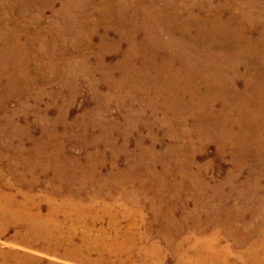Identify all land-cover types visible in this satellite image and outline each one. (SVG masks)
Returning a JSON list of instances; mask_svg holds the SVG:
<instances>
[{
  "label": "rangeland",
  "instance_id": "374dc122",
  "mask_svg": "<svg viewBox=\"0 0 264 264\" xmlns=\"http://www.w3.org/2000/svg\"><path fill=\"white\" fill-rule=\"evenodd\" d=\"M37 1L0 0V182L11 185V173L23 170L18 160L39 163L32 167L40 182L31 194L42 212L53 202L90 205L85 222L71 214L77 244L88 231L93 242L113 235L114 217L119 240L129 233L147 246L156 243L168 264L178 254L168 251L164 235L181 246L177 253L213 231L220 253L228 244L249 261L242 252L264 231V114L237 118L235 104L242 89L253 96L264 83V0H174L165 7L152 0H107L98 25L95 0H82L83 6L81 0H56L44 12ZM101 39L118 47L100 55ZM130 41L141 49L151 45L144 56L125 58ZM166 43L175 50L161 45ZM121 57L128 78L122 83V72L108 68L111 83H105L98 62L112 66ZM176 67L181 79L171 78L172 85L198 88L205 117L194 114L191 91L179 90L182 106L154 92L153 83ZM256 102L247 105L252 109ZM223 126L233 133H223ZM212 127L217 134L240 133L250 149L220 142ZM52 149L59 152L55 174L61 183L47 157ZM54 183L63 190L58 195L51 194ZM1 189L17 199L25 192L16 185ZM191 217L210 224L199 232L171 223ZM228 229L236 237L246 234L248 243L234 247ZM15 230L0 234V249L24 254L22 264H137L135 246L117 255L61 240L54 253L10 242ZM240 259L234 262L245 264Z\"/></svg>",
  "mask_w": 264,
  "mask_h": 264
},
{
  "label": "bare ground",
  "instance_id": "6f19581e",
  "mask_svg": "<svg viewBox=\"0 0 264 264\" xmlns=\"http://www.w3.org/2000/svg\"><path fill=\"white\" fill-rule=\"evenodd\" d=\"M55 1L56 0H39V2L37 1L39 5L43 4V7H39L38 10L41 12H44L45 9L53 7ZM106 1L107 0H95L94 1L95 4L99 8L96 25L100 24L103 21V16L105 13H104V10H102L101 8H102V6H104V7L109 6ZM140 3H141L140 0H135L136 5H139ZM80 4L82 6L85 5V3L82 0H81ZM88 4H90V3H88ZM151 4L154 6L163 4L164 6H162V7H165L168 5H174V0H164V3H161L159 0H152ZM194 4H200V2L194 1L192 5H194ZM118 6L121 8H124L125 4H123V3L120 4L118 2ZM40 19L41 18H39V20ZM94 31H95V25H93L87 31V33L91 34ZM145 44H148V40H147V43H145ZM157 45H160V44H157ZM161 45L166 47L169 50H175V46L170 44V43L161 44ZM149 46H148V48H149ZM176 46H178V44H176ZM107 47L110 48L111 50H114L118 47V42H111L108 45H106L104 40L101 39L100 43L98 44L97 53H99L100 55L104 54L105 51L107 50ZM148 48H142V49L138 48L137 44H135L133 41H130V45L128 44L127 48H125L123 50L122 56L123 57L125 56V58H129L130 55L140 56L142 54L144 56L145 51H148L147 50ZM124 52H125V54H124ZM173 53H174L173 51H168L167 55H172ZM98 64L100 66V70H102L105 73V75H104V82L105 83H109V82L111 83V80L109 79L108 75H106L109 72V70H107L108 68L117 67V69L122 72V74H121L122 75V83H124V80L128 78L127 75H124L128 72L124 70L126 63H124V59L122 57L120 58V60L117 61L116 65H112V66L102 65L103 61H99ZM158 67L162 70V64L161 63H158ZM180 68L176 67L175 71L170 72V76H163V77L161 76L157 83L152 82L154 85V92L156 94L158 93V94L162 95L164 97V101L167 103H170V105L175 104V102L178 105H180V100H179L180 96L178 95L179 90H181V91L183 90L184 92H190L191 91L194 94V96L196 97L194 99V101H196V103H197L196 109L193 108L194 114L197 112L196 114L199 117L201 115L203 117H205L206 109L203 105L207 104V103L202 102L201 92H197L195 90L196 87L193 88V87H187L186 86V88H187L186 89V88L181 87V86L176 88L175 85H172L174 83L172 82L171 78L175 81L181 79L180 74L182 71ZM152 69H154L153 66H152ZM182 75H184V74H182ZM207 78L213 79L215 82H217V78H213L212 75L210 77H207ZM208 79H206V80H208ZM189 81H190V79H189ZM145 83H146L147 88L149 89L148 82L145 81ZM111 85L113 87L118 86L117 82H115V81H112ZM258 87L260 88L259 93H257L256 95H253V96L251 94H249V92H247L246 89H245V91L242 89V94H239V97H238L239 99L237 100V102L235 104V107L239 110V112L236 113L237 118L246 117V118L255 119L257 116H261L262 113L264 114V103L260 104V103H257L255 101V99H257L258 101H261V100L264 101V83L261 85H258ZM196 89H198V88H196ZM139 91H141V90H139ZM220 92H221V90H220ZM172 93H174V95H172ZM173 101H174V103H173ZM204 101H205V98H204ZM248 101L256 102L257 106L253 107L252 109L249 108L248 105H250V104H248ZM180 106H182V105H180ZM177 112H180V111H177ZM227 114H228V112H227ZM219 116H222V115L219 114ZM205 120H207V119H205ZM218 120L220 121L219 118H218ZM212 130L215 132V134L212 137L219 138L220 142H222V143L228 142L231 145H237L242 150H245L246 148L250 149L248 147L247 140H245L240 133H235V135L217 134L215 127H212ZM223 130H224L223 133H233L231 131L232 129L228 126H223ZM58 153L59 152L56 149H52V151H50V153L48 154L47 157L53 161L52 166L54 168V177H53L54 180L57 179L58 180L57 182L61 183L62 180H61L60 175L55 174V173H59V170H60V169H58L59 164L57 163V160L59 159ZM67 159L70 161H74L70 157H68ZM18 162H19L18 164L22 165L23 170H21V172L17 175L14 173H11V175H10L12 177L11 185H10V183H6V182L1 183L0 182V234L2 235L9 228L15 227L16 230L14 231V235L11 237L10 242H12V243L20 242L24 247H29V248L35 247V249L39 245L42 250L52 251L54 253L57 252L59 249H61V243H60L61 240H65L68 246H74L76 248L85 249V250L103 249L102 252H107V253L110 252V253H115L117 255H119L121 252L122 253H124V252L129 253L130 251H132L131 248L135 246V248H136L135 252L138 255V259H136L137 264H168L169 263V262H167L166 259H164L163 256H161L162 250H161L160 246L156 243L150 244L147 246L145 244V240H143L142 238H135L134 239L133 237H131V234H129V233H126L124 235V238L122 237V239L119 240L118 239L119 228L117 226V223H116L114 217L111 221H109L112 224L111 225L112 231H114L113 235L110 234L105 239H102V238L96 239L93 242L91 240L92 238L90 235V231H88L84 234H81L79 237H77L79 240V244L74 243L75 236H74V232H73L74 228L71 227V221H72L71 220L72 219L71 214L74 213L76 216L75 219H77L78 221L85 222L84 218L86 215L85 213L87 211L86 208L90 207V205L85 208V206L79 202H77V203H69L67 201L66 202L61 201L58 203L53 202L52 205L47 206L45 212H42V210L40 208V201L34 200L32 198V194H31V192L34 190V188L37 184V181L40 182L39 177L33 173L32 167L38 165L39 163H37L35 161L30 162L27 160H18ZM13 163L16 165V160ZM12 185L19 186L20 188L21 187L25 188L24 189L25 192L23 194H21V199H17L15 196L16 195L15 193L12 194L10 192H5L3 189H1V186H3L4 188L11 189ZM84 185H85V183H84ZM51 187H53V188H51V194L58 195L61 191H63L61 189V187L58 186V184L54 183V184H52ZM94 195H95V193H94ZM196 204H198L196 206V209H198L199 208L198 206H200L199 202H197ZM241 214H243V213H241ZM154 218H155V216H154ZM209 222H205L204 224L200 223V220H198L197 217H195L194 219L193 218L190 219L189 223L187 220H184L182 222L178 221L176 223L177 225L171 221V223L173 225H175L179 228L185 227L186 224H188L189 228H191L195 231H199V232L206 230L208 228L207 224H210ZM68 224H70V226ZM223 224H225V223H223ZM66 225H68L67 229L65 227ZM172 228H173V226H172ZM127 230H130V228H127ZM253 234H254V232H253ZM226 237L233 239L232 245L234 247H238V246L245 245L248 243V238H247L246 234H243V236L239 235L238 237H236L233 235L231 229L227 230V236ZM163 239L165 241V244L167 246L168 251L171 254H175V255L178 254L175 257V261L173 262V264H237L234 261H236L237 258H238V260L240 259V256L238 255L239 257H236V254H234V252H233V248L231 246H229L228 244L224 245V248H225L224 251L225 252L220 253L221 251H219L216 248V246L219 244V241H220V236H219V233L217 231L210 232L208 239L201 238V237H195L194 241L192 242V244L189 246L188 249H183L181 252H177V253H176L174 248H176V247L179 248L181 246H178L177 244L173 245V243H172L173 239L167 238L165 235H164ZM23 256H24V254H22L16 250L0 249V264H22L21 258ZM241 256L244 258H251L249 261L248 260L246 261L244 259H242V260L240 259L245 264H264V231L258 235V238L255 241H253L252 243H250L248 245V249L246 251H243ZM229 257H230L231 261L228 259ZM126 258L128 259L127 256H126ZM231 258H233V259H231ZM234 258H235V260H234ZM78 261H84V259H79ZM49 264H56V263L51 262Z\"/></svg>",
  "mask_w": 264,
  "mask_h": 264
}]
</instances>
